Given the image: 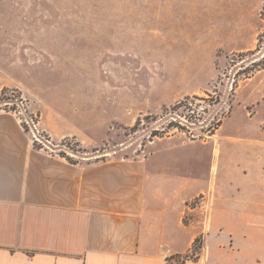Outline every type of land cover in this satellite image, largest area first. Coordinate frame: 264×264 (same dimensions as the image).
Masks as SVG:
<instances>
[{
  "label": "rangeland",
  "instance_id": "obj_1",
  "mask_svg": "<svg viewBox=\"0 0 264 264\" xmlns=\"http://www.w3.org/2000/svg\"><path fill=\"white\" fill-rule=\"evenodd\" d=\"M0 63V111L23 99L34 146L71 162L175 145L207 177L227 135L264 131V0H0ZM213 194L187 203L191 246L167 264L201 254Z\"/></svg>",
  "mask_w": 264,
  "mask_h": 264
},
{
  "label": "crops",
  "instance_id": "obj_2",
  "mask_svg": "<svg viewBox=\"0 0 264 264\" xmlns=\"http://www.w3.org/2000/svg\"><path fill=\"white\" fill-rule=\"evenodd\" d=\"M9 83L0 63V90ZM262 132L227 135L203 177L175 145L137 159L52 156L0 111V264H167L190 248L183 213L207 190L210 229L186 264H264Z\"/></svg>",
  "mask_w": 264,
  "mask_h": 264
},
{
  "label": "built area",
  "instance_id": "obj_3",
  "mask_svg": "<svg viewBox=\"0 0 264 264\" xmlns=\"http://www.w3.org/2000/svg\"><path fill=\"white\" fill-rule=\"evenodd\" d=\"M14 106L13 110H10L11 113L16 117L22 129L26 133L27 137L30 139L33 145H44L45 137L43 135L42 129H40L39 120L36 115H33L27 104L23 99L16 100L15 103L12 104ZM47 143L50 144L49 141ZM42 150V148H38ZM204 199V198H202Z\"/></svg>",
  "mask_w": 264,
  "mask_h": 264
}]
</instances>
